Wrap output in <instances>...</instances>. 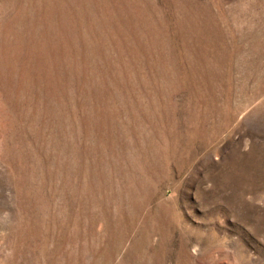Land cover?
Returning <instances> with one entry per match:
<instances>
[{
	"label": "rangeland",
	"instance_id": "1",
	"mask_svg": "<svg viewBox=\"0 0 264 264\" xmlns=\"http://www.w3.org/2000/svg\"><path fill=\"white\" fill-rule=\"evenodd\" d=\"M0 264H264V0H0Z\"/></svg>",
	"mask_w": 264,
	"mask_h": 264
}]
</instances>
